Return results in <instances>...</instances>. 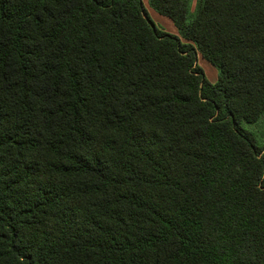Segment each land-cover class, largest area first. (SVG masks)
<instances>
[{"label":"trees","instance_id":"trees-1","mask_svg":"<svg viewBox=\"0 0 264 264\" xmlns=\"http://www.w3.org/2000/svg\"><path fill=\"white\" fill-rule=\"evenodd\" d=\"M148 4L0 0V264H264V0Z\"/></svg>","mask_w":264,"mask_h":264},{"label":"rangeland","instance_id":"rangeland-1","mask_svg":"<svg viewBox=\"0 0 264 264\" xmlns=\"http://www.w3.org/2000/svg\"><path fill=\"white\" fill-rule=\"evenodd\" d=\"M141 2L143 4L148 16L153 21V23L158 28L162 29L163 31H165L169 34H172L169 30L170 29L169 25L166 23L167 20H169V19L165 16H162V15H159L160 19L153 17L151 15V13H149V10H151V12H154V11L150 8L148 1L144 2L143 0H141ZM154 14H156V13L154 12ZM174 35H176V34H174ZM197 61H198V64L200 65V67L203 69L206 79L210 82H213V80H212L213 77L214 76L216 77V69L213 66H211L208 62H206V61L203 62L202 58L199 55L197 57ZM242 127L245 130H250L253 133H255L258 144L261 145L263 143V141H264V138H262V132H264V121L263 120H260L256 124H248V123L242 122Z\"/></svg>","mask_w":264,"mask_h":264},{"label":"crops","instance_id":"crops-1","mask_svg":"<svg viewBox=\"0 0 264 264\" xmlns=\"http://www.w3.org/2000/svg\"><path fill=\"white\" fill-rule=\"evenodd\" d=\"M144 2H147L148 0H143ZM193 5H194V3H193ZM153 10V9H152ZM154 11V10H153ZM155 12V11H154ZM154 12H151V10H149V13H151V15L153 16V17H156V18H158V19H160L159 17V14L158 13H156V14H154ZM158 15V16H157ZM168 25H169V27H170V32L172 33V34H176V35H178V33H177V30H176V28H175V26L173 25V23H172V21L169 19V20H167V22H166ZM202 61L203 62H205V60L204 59H202ZM207 62V61H206ZM215 77V76H214ZM213 77V82L216 80V77L214 78Z\"/></svg>","mask_w":264,"mask_h":264}]
</instances>
